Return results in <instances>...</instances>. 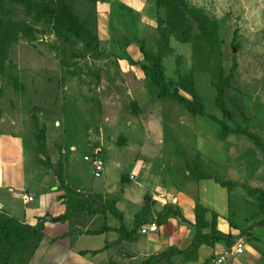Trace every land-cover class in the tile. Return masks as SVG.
Listing matches in <instances>:
<instances>
[{
  "label": "rangeland",
  "instance_id": "obj_1",
  "mask_svg": "<svg viewBox=\"0 0 264 264\" xmlns=\"http://www.w3.org/2000/svg\"><path fill=\"white\" fill-rule=\"evenodd\" d=\"M97 12L98 59L82 55L78 41L64 46L47 34L34 43L19 40L0 62V150L19 172L13 168L16 190L0 189V226L13 229L0 237V264H27L37 244L14 213L27 212L28 219L65 213L54 172L41 164L43 135L48 157L62 161L80 199L97 195L99 205H116L130 231L141 219L159 226L156 234L137 230L131 239L114 232L83 237L120 224L109 213H77L46 227L40 254L49 238L65 233L72 248H106L69 258L53 245L49 264H264V225L251 230L264 220L255 192H264V152L246 135H223L219 123L191 113L179 98L264 142V0H98ZM219 89L232 120L216 104ZM10 137L21 141L17 152ZM96 160L104 162L101 177ZM22 192L36 200L24 205ZM197 204L210 221L216 213L217 229L234 235V245L159 258L190 245L198 231L181 216L187 219ZM241 242L243 253L234 254Z\"/></svg>",
  "mask_w": 264,
  "mask_h": 264
},
{
  "label": "trees",
  "instance_id": "obj_2",
  "mask_svg": "<svg viewBox=\"0 0 264 264\" xmlns=\"http://www.w3.org/2000/svg\"><path fill=\"white\" fill-rule=\"evenodd\" d=\"M97 3L98 0H0V62H2L4 56L10 52L11 47L19 40H26L34 43L39 40V36H47V34L54 35L58 40H62L63 42L65 41L64 46H77L78 41L82 45V55L88 57L93 55L94 59H98L101 50L99 48L98 38ZM236 70L237 63L235 62L229 78H234ZM153 78L157 81L162 95H166L167 88L164 78L159 75ZM187 92L192 94L190 89H187ZM179 98L191 113L203 117H209L219 123L223 135H246L264 152L263 140L250 133L247 129H243L242 127H237L235 129L231 128L226 122L218 117L209 115L202 104L185 97ZM216 104L225 117L230 120L233 119L234 113L226 107L223 89L218 90ZM38 142L39 153L46 157L45 161L41 159V164L54 172L58 182L57 190L63 192V194L58 196V200L65 205V213L59 217H52L47 213L45 216L38 218L36 225H24L29 231L28 238L37 241L29 260H31L36 253L40 243L45 237L44 231L46 223H65L77 213L86 212L90 215H105L109 213L120 224L118 228L103 225L98 231H89L85 233L87 235H102L109 232H115L120 234L122 238L131 239L134 237L137 230L140 231L141 227L148 223L146 219H141L136 223L137 225L135 229L130 231L126 227L122 212L116 207V205L107 202L99 205L97 195H87V198L80 199L78 195L79 193L72 190L66 182L62 161L59 160L57 163H53L48 157L45 147V136L43 135L41 138H38ZM196 174L197 173H195V175ZM197 175H200L198 177L200 179H213L208 175ZM216 183L220 184L221 187L226 188L237 186V184L232 181L221 182L216 180ZM256 191L260 193V206L261 209H263L264 192L258 189H256L255 192ZM208 212L209 210L206 207L197 204L195 208V223L193 226L198 233L193 238L189 247L163 254L159 258L185 254L188 255L191 252H198L203 245L213 246L216 243H223L228 248L232 247L235 242V236L230 233L219 231L217 229L216 213H213V220L210 221L206 217ZM181 218L185 222H190L185 217L181 216ZM263 225L264 220L257 223V225L252 226L251 230ZM204 230H210V232L203 233ZM12 232L13 229L0 226V237L3 236V239H7L8 235ZM65 236L66 234H64L63 237ZM102 250L81 251L80 254H97L102 252ZM149 261L150 260L143 264H148Z\"/></svg>",
  "mask_w": 264,
  "mask_h": 264
},
{
  "label": "crops",
  "instance_id": "obj_3",
  "mask_svg": "<svg viewBox=\"0 0 264 264\" xmlns=\"http://www.w3.org/2000/svg\"><path fill=\"white\" fill-rule=\"evenodd\" d=\"M11 138V140H14V144L12 145V149L13 150H15L16 152H17V147H21V141H20V139H18V138H13V137H10ZM11 149V147H9V153H10V155H11V157L13 156H15V153L14 152H12L13 150ZM12 150V151H11ZM16 169V171H17V173H19L18 172V167L17 166H15V165H13V163L11 164V163H7V162H5V161H3V155H2V151L0 150V189H12V190H16V188H15V185H14V183L18 180V179H13L14 178V175H13V170L14 169ZM9 170H11V173L12 174H10L11 176H9ZM22 186H21V188H23L22 190H26V187L24 186V184L22 183L21 184ZM25 187V188H24ZM25 192V191H24ZM24 192H22V193H24ZM28 193V192H27ZM29 195H31L32 196V193H28ZM173 197H171L170 198V200L172 199ZM36 200V198L34 197V201ZM58 200V199H57ZM178 200H179V198H178ZM59 201V200H58ZM59 202H61V201H59ZM171 202V201H170ZM178 203V202H177ZM24 204V203H23ZM173 204V203H172ZM25 205V204H24ZM28 205V204H27ZM65 206V205H64ZM5 207H7L6 205H5ZM35 209H38V207H35ZM193 210V209H192ZM187 211V213H186V217H187V219L190 221V222H195V211L193 212V211ZM11 212H12V210H11ZM11 212H10V214H11ZM47 213H49V212H47ZM46 213V214H47ZM21 214V213H20ZM50 214V213H49ZM13 215V214H12ZM16 215V217L18 218V219H20V221H21V223L23 224V225H30V226H34V225H36L37 224V220H38V218H40V217H43V216H45V214L44 215H40V214H34L33 215V219H28V214H27V212H25L24 214H22V217H21V215L20 216H18V214L16 213H14V216ZM51 215V214H50ZM52 217H54L53 215H51ZM61 216V215H60ZM57 217H59V216H57ZM115 219V218H114ZM65 223H69V221L68 222H65ZM49 224H56V223H46V225H45V229H46V227L49 225ZM113 228H115V227H113ZM109 233H111V232H109ZM115 233V232H114ZM66 234V233H65ZM106 234V233H105ZM105 234H102V236H105ZM60 235V234H59ZM59 235H55V236H53V237H51V238H49V240H48V242H49V245H48V247H47V249H46V251L44 252V254H40V252H41V243H40V246H39V248L37 249V251H36V253L33 255V257L31 258V260H29V262H28V264H49L50 262H49V255H48V253H49V251L52 249L51 247L54 245V246H59V248L61 249V250H63L67 255H68V257L70 258V257H77L78 255L79 256H85V257H87L88 255H90L91 253H88V254H86V255H81L80 254V252L81 251H96V249H85V248H83V247H76V246H73V248L71 247V243H68V241H67V237L65 238V237H63L64 235H62V236H59ZM86 236H97V235H87V234H84V236L83 237H86ZM61 237H63V238H61ZM58 239V240H57ZM62 242H64V243H62ZM191 244V243H190ZM106 246V245H105ZM71 249H70V248ZM189 247V245L186 247V248H188ZM185 248V249H186ZM104 249H105V247H104ZM103 249V250H104ZM99 250H102V248L101 249H99ZM103 252V251H102ZM101 253V252H100ZM221 257H224V256H220L219 257V259L221 258ZM226 260V258L223 260V261H225ZM246 260V259H245ZM54 264V263H53ZM55 264H60L59 262H57V263H55ZM64 264H67V263H64ZM243 264H251L250 262H249V260H246V262H244Z\"/></svg>",
  "mask_w": 264,
  "mask_h": 264
},
{
  "label": "built area",
  "instance_id": "obj_4",
  "mask_svg": "<svg viewBox=\"0 0 264 264\" xmlns=\"http://www.w3.org/2000/svg\"><path fill=\"white\" fill-rule=\"evenodd\" d=\"M94 167H95L94 173H95L96 177H101L103 174V171H104V162L102 160H96L94 162ZM165 196H166L165 193H160V197L165 198ZM20 198L22 199V201L25 205L34 201V197L27 194V193H21ZM170 201H171V203L176 204L178 202V198L173 197ZM158 231H159L158 224L154 221H151L150 223L143 225L139 232L143 235H150V234H156ZM243 247H244V242L238 243L235 246L233 253L234 254H242L244 251ZM228 255H230V253ZM225 258H226L225 256L221 257L219 259V261L222 262Z\"/></svg>",
  "mask_w": 264,
  "mask_h": 264
}]
</instances>
